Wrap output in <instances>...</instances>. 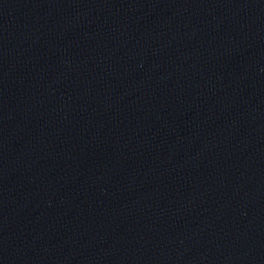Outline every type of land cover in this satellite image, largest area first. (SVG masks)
<instances>
[{"label":"water","instance_id":"1","mask_svg":"<svg viewBox=\"0 0 264 264\" xmlns=\"http://www.w3.org/2000/svg\"><path fill=\"white\" fill-rule=\"evenodd\" d=\"M0 264H264V0H0Z\"/></svg>","mask_w":264,"mask_h":264}]
</instances>
